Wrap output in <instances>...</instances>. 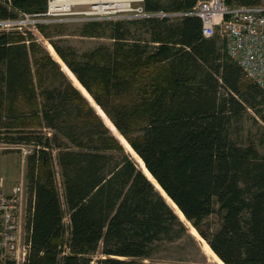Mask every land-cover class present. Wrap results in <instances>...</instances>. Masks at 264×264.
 Instances as JSON below:
<instances>
[{
    "label": "trees",
    "instance_id": "1",
    "mask_svg": "<svg viewBox=\"0 0 264 264\" xmlns=\"http://www.w3.org/2000/svg\"><path fill=\"white\" fill-rule=\"evenodd\" d=\"M198 1L143 0L149 16L87 21L81 35L111 41L83 53L54 41L50 25L37 28L144 173L223 264H264V89L231 58L225 39L203 35L200 17L157 15L188 12ZM47 6L48 0H13L11 8L0 2V19L40 14ZM48 72L64 76L34 33L0 30V108L6 125L20 133L8 140L34 146L27 264H91L98 251L96 264H139L159 242L193 238L82 93L70 81L64 90L43 88ZM38 86L45 102L40 107ZM66 105L85 127L70 125ZM248 109L263 123L258 145L242 136ZM38 126L55 132L42 134ZM213 215L219 218L215 227L208 223Z\"/></svg>",
    "mask_w": 264,
    "mask_h": 264
},
{
    "label": "rangeland",
    "instance_id": "2",
    "mask_svg": "<svg viewBox=\"0 0 264 264\" xmlns=\"http://www.w3.org/2000/svg\"><path fill=\"white\" fill-rule=\"evenodd\" d=\"M164 5L168 4L170 0H160ZM143 0H135L129 2L130 7L138 8L141 7ZM128 4V7H129ZM72 5V4H71ZM93 6H96L93 3H86V4H74L72 6V11L74 12H87L93 11ZM127 7V8H128ZM122 8H110L106 13H102V17L94 18V15L85 16L83 14H71V15H60L56 17H33L32 20H47L40 21L38 24H46L52 27V34L54 41H58L60 43H68L69 45L76 48L79 53H83L85 51H89L101 43L109 44L110 39L108 38H97V37H86L81 35V27L87 21L92 20H104V19H132V18H140L143 16H137L136 12H124L127 10ZM96 9V8H95ZM115 9L118 11L114 12ZM97 10V9H96ZM124 10V11H123ZM22 13H19V17L21 18ZM172 13V12H170ZM159 16H167L165 13H159ZM169 14V13H168ZM37 24V25H38ZM37 25H32L30 23L23 26L22 30L19 31H31L35 34L37 42L49 52V54L53 57V59L59 64L61 71L63 72L64 76L57 75L54 76L52 73L45 74L43 76V88H55L59 87L61 89H66L67 82L70 81L74 87H76L82 95L89 101L90 105L94 108L95 112L101 117L104 123L109 128L112 135L117 137L121 143L125 146V150L127 153L131 155V157L136 161L138 167L140 169L143 168V165L139 161V159L132 153L129 148L127 147L124 140L120 137V135L115 131L114 127L111 125L109 120L105 117L104 114L97 108L98 105L95 100L91 99V95L88 94L87 90H85L83 85L79 83L77 77L68 69L67 65H65L60 57L57 56V52L55 53L53 50V45L51 44L50 40L46 38L37 28ZM18 30V29H15ZM135 31V29H134ZM62 33V34H59ZM53 47V48H52ZM62 60H60V59ZM36 66L33 67V71H35ZM38 84V83H37ZM37 87V86H36ZM39 88V89H38ZM37 93H38V105H45L43 96L38 90L40 91L41 88L38 86ZM91 97H90V96ZM43 105V106H44ZM42 106V107H43ZM99 106V105H98ZM19 107L26 112L30 110L31 107L26 106V104H20ZM65 116L69 119V123H77L80 127H85L84 123L81 119L76 116L77 111L73 106H65ZM100 107V106H99ZM101 108V107H100ZM102 109V108H101ZM4 108H0V191L10 192L14 186L21 182L23 183L25 189V198L28 200L29 192V179H28V156L32 153L34 146L32 144L27 143H18L14 140H8L9 137H18L20 133L16 128H9L6 123L9 120L6 118V111ZM107 116V115H106ZM108 117V116H107ZM263 125L261 119L258 117V114L254 112L252 109H248L245 113L242 121V136L247 143L248 140H251L259 144V132L261 126ZM26 126V125H23ZM30 126V125H29ZM39 129H36L42 134L51 135L55 131L48 127H41L38 126ZM53 135V134H52ZM125 139V138H124ZM68 144H71L68 139H64ZM85 141V140H84ZM56 153V150L55 152ZM55 170L57 172L56 175V183L60 190H62V177L60 174V168L57 164V161L54 165ZM159 189V187H157ZM160 190V189H159ZM161 191V190H160ZM164 195V194H163ZM30 196V195H29ZM167 202L172 206L175 212L179 215V217L186 222L187 226L190 229V234L193 236H182L177 238L174 241H162L159 242L157 248L154 250L152 257L148 259L140 260L139 264H223V262L217 257V255L212 251L208 243L199 235L197 230L184 218V216L176 209V207L170 202V200L164 195ZM27 203V202H26ZM65 225L68 226L69 217L68 214L64 219ZM208 223L210 226L215 227L219 224V218L217 215H213L210 217ZM102 255L98 251L92 255V262L91 264H96V260L101 258Z\"/></svg>",
    "mask_w": 264,
    "mask_h": 264
},
{
    "label": "built area",
    "instance_id": "3",
    "mask_svg": "<svg viewBox=\"0 0 264 264\" xmlns=\"http://www.w3.org/2000/svg\"><path fill=\"white\" fill-rule=\"evenodd\" d=\"M67 0H48L47 10L40 14L22 13V17L0 19V30H22L30 23L40 21L33 17H56L60 15L83 14L102 17L93 6V11L74 12L68 8L52 5V2ZM9 8L13 0H0ZM86 4V3H84ZM118 9H115L114 12ZM124 11V10H123ZM136 12L137 16H149L143 7L127 8L124 12ZM108 12V11H107ZM105 13V12H104ZM185 14L202 19V33L205 37L219 35L226 40V47L231 58L244 70L245 75L264 89V4L246 6L229 5L226 0H199L188 12H174L167 16L176 17ZM157 15H160L157 13ZM28 198V197H27ZM27 202V203H26ZM31 212L29 201L25 198L23 183H17L10 192L0 191V264H27L32 249V241L27 233V224Z\"/></svg>",
    "mask_w": 264,
    "mask_h": 264
},
{
    "label": "bare ground",
    "instance_id": "4",
    "mask_svg": "<svg viewBox=\"0 0 264 264\" xmlns=\"http://www.w3.org/2000/svg\"><path fill=\"white\" fill-rule=\"evenodd\" d=\"M135 0H67L66 2L54 1L52 5L60 6L62 8H68L71 4H83V3H93L96 6V9L100 13H106L110 8H122L126 9L128 7L129 2ZM6 5V4H5Z\"/></svg>",
    "mask_w": 264,
    "mask_h": 264
},
{
    "label": "water",
    "instance_id": "5",
    "mask_svg": "<svg viewBox=\"0 0 264 264\" xmlns=\"http://www.w3.org/2000/svg\"><path fill=\"white\" fill-rule=\"evenodd\" d=\"M138 166V165H137ZM142 170V169H141ZM143 171V170H142ZM143 173H144V171H143ZM145 174V173H144ZM146 175V174H145ZM147 176V175H146ZM147 178H148V176H147ZM150 181H151V179L150 178H148ZM152 182V181H151ZM153 183V182H152ZM154 184V183H153ZM155 185V184H154ZM155 187H156V185H155ZM157 188V187H156ZM158 189V188H157ZM159 190V189H158ZM160 191V190H159ZM161 192V191H160ZM161 194L163 195V193L161 192ZM164 196V195H163ZM165 198V197H164Z\"/></svg>",
    "mask_w": 264,
    "mask_h": 264
}]
</instances>
